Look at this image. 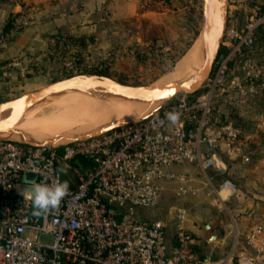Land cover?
<instances>
[{
	"label": "built area",
	"instance_id": "obj_1",
	"mask_svg": "<svg viewBox=\"0 0 264 264\" xmlns=\"http://www.w3.org/2000/svg\"><path fill=\"white\" fill-rule=\"evenodd\" d=\"M27 25L17 18L10 32L0 33L9 44ZM264 30V0L251 8L243 26L226 29L209 91L189 101L185 95L152 115L124 124L88 140L33 147L0 140V264H264V225L245 234L239 250L235 223L232 250L221 260L204 258L189 229V212L175 207L170 219L142 220L137 209L157 206L163 184L178 183L177 196H197L187 176L175 167L196 165L202 171L224 173L220 151L241 154L255 135L228 124L213 128L211 105L217 88L226 87L234 73L230 65L251 50ZM244 80L231 87L255 95L264 91V60L245 62ZM5 69L0 66V71ZM178 113L172 124L168 113ZM259 131L263 127L258 126ZM80 161L84 171L72 166ZM67 182V195L46 214L35 215L32 201L19 193L30 184ZM237 186L229 179L218 195ZM223 201V202H226Z\"/></svg>",
	"mask_w": 264,
	"mask_h": 264
},
{
	"label": "rangeland",
	"instance_id": "obj_2",
	"mask_svg": "<svg viewBox=\"0 0 264 264\" xmlns=\"http://www.w3.org/2000/svg\"><path fill=\"white\" fill-rule=\"evenodd\" d=\"M0 1L4 4L22 5L18 13L11 14V27L0 31L4 34L10 32L17 18H25V30L30 26L33 17L44 11V52L35 60L28 58L23 62L0 63L5 68L0 71V104L79 75L106 76L130 86H164L170 83L167 77L196 41L200 39L199 42L204 47V0H44L43 3H38V0ZM218 1H214V10L217 14L219 10L220 14L222 12L221 15L216 14L217 23L220 22V34L225 28L243 26L249 18L251 8L258 2ZM23 30L10 43L17 40ZM262 43L263 45L259 40L236 63L230 65L234 75L229 76L226 87L216 89L211 105L213 128L221 130V127L232 124L247 134L255 135L254 141L241 154L233 155L225 149L220 151L229 167V171L223 174L216 171L204 172L196 165L175 167L178 173L187 176V185L197 189V196L178 197V183L163 184L157 206L137 209V216L142 220L170 219L173 209L183 206L189 212V223L197 230L194 237L198 247L212 231L206 230V226L217 216L226 225L236 224L237 217L231 212L230 205L233 198L237 197L239 188L237 187V194L226 202L221 200L218 191L224 180L229 179L236 183V178L239 179L238 185L243 186L242 190L247 188L242 174L248 171L231 165L233 158L246 157L253 151L252 146L256 147V153L264 154V93L260 91L251 95L245 88L238 90L231 87V82L235 77L245 79L244 64L247 60L254 65L264 60V40ZM0 46L4 47L2 44ZM208 84L209 82L205 83L201 94L187 96V99L193 101L205 96L209 91ZM87 90L89 91L88 88H81L75 91L87 93ZM98 90L104 92L108 98L115 99L106 91L97 88L96 91ZM184 96L177 95L170 101L157 103L156 111L168 107L170 103L177 102ZM58 111L57 106L51 105L36 117L49 116ZM258 126L263 127V131L255 133L259 130ZM102 129L104 127L97 128V132ZM72 166L80 172L84 171L80 161L73 162ZM257 224L262 223H256L252 227ZM232 240L230 251L235 237Z\"/></svg>",
	"mask_w": 264,
	"mask_h": 264
},
{
	"label": "bare ground",
	"instance_id": "obj_3",
	"mask_svg": "<svg viewBox=\"0 0 264 264\" xmlns=\"http://www.w3.org/2000/svg\"><path fill=\"white\" fill-rule=\"evenodd\" d=\"M218 14L221 15L222 12L220 14L219 10ZM199 41L195 42L186 56L173 68L167 77L169 84H184L201 70L205 62V52ZM80 92L74 91L28 109L19 127L6 137L34 143L63 144L69 139L90 136L96 133L99 127L105 129V126L110 127L129 120L144 118L156 111L158 107L157 103H144L118 96L109 91L106 92L115 99L108 98L104 92L96 91V89L87 90V93ZM51 105L57 106L59 111L49 116L36 117L38 113ZM230 193V191L221 192V200L226 201Z\"/></svg>",
	"mask_w": 264,
	"mask_h": 264
},
{
	"label": "water",
	"instance_id": "obj_4",
	"mask_svg": "<svg viewBox=\"0 0 264 264\" xmlns=\"http://www.w3.org/2000/svg\"><path fill=\"white\" fill-rule=\"evenodd\" d=\"M214 1L215 0H204L205 22L202 36L204 41L203 52H205V62L201 70L188 82L184 84L171 83L164 87L155 88L154 86H130L117 82L109 77L95 74L75 76L51 84L50 86L42 90L30 92L14 100L6 101L0 104V122H3V128L0 129V140L12 141L33 147H43L51 145L49 143H34L25 140L11 139L7 138L6 135L15 131L17 127H19L28 109L42 103L44 104L50 102L59 96L68 94L81 88H88L89 90L97 88L104 89L118 96H122L132 100H138L144 103H163L170 101L177 95L181 94L186 96L195 95L204 88L205 83L210 79L212 75L216 60L220 53L221 41L226 31V28L221 34L220 31H218L217 17L214 10ZM132 121L135 120H129L118 125L110 126L87 137H77L69 139L67 140V142L88 140L112 131ZM25 178L34 181L36 180V175L29 173L26 174ZM20 189L18 190L19 193Z\"/></svg>",
	"mask_w": 264,
	"mask_h": 264
},
{
	"label": "crops",
	"instance_id": "obj_5",
	"mask_svg": "<svg viewBox=\"0 0 264 264\" xmlns=\"http://www.w3.org/2000/svg\"><path fill=\"white\" fill-rule=\"evenodd\" d=\"M39 2L43 3L44 0H38ZM21 9V4L13 3L11 5L9 3L4 4L0 1V31L7 30L11 14H16ZM43 12H38L33 17L30 26L23 30L24 32H22L17 40L10 43L8 47L0 46V63L6 62L9 64L12 61L23 62V60L28 58H34L32 60L39 58L38 56L44 52ZM262 131L256 130L255 133ZM252 148H254V151L256 147L252 146ZM253 151L242 159L233 158L231 162V165L234 167L248 171V174H242L247 182L246 189L242 190L243 186L238 185L239 179H235L237 187L239 188L238 195L233 198L230 205L231 212L237 217L236 228L239 237V250L246 248L244 236L250 227L256 223H264V154L259 155ZM233 155L236 154L234 153ZM226 168L227 170L225 172H228L229 167L227 164ZM227 228L228 225L219 216L210 221L206 226V230L212 229L210 235L207 236L200 247H198V243L196 242V248L200 255L210 260H221L226 257L230 251L229 246L233 241L232 238L235 237ZM189 229L193 234L197 233V230L190 223Z\"/></svg>",
	"mask_w": 264,
	"mask_h": 264
},
{
	"label": "clouds",
	"instance_id": "obj_6",
	"mask_svg": "<svg viewBox=\"0 0 264 264\" xmlns=\"http://www.w3.org/2000/svg\"><path fill=\"white\" fill-rule=\"evenodd\" d=\"M167 119L174 125L179 120V114L175 112L168 113ZM68 188L69 186L66 181L60 182L56 180L51 184L33 181L20 189V194L32 201L35 215H42L60 205L61 200L68 193Z\"/></svg>",
	"mask_w": 264,
	"mask_h": 264
},
{
	"label": "trees",
	"instance_id": "obj_7",
	"mask_svg": "<svg viewBox=\"0 0 264 264\" xmlns=\"http://www.w3.org/2000/svg\"><path fill=\"white\" fill-rule=\"evenodd\" d=\"M10 21H9V23H8V25H7V30L11 27V25H10ZM264 36V30H261L259 33H258V36H257V42H259V40H260V43H261V45H263V43H262V40H264V39H262V37ZM256 42V43H257ZM224 52V49H222L221 51H220V54H222ZM202 92L201 91H199L198 93H196L195 95H193L194 97L195 96H198L199 94H201ZM261 93H264V91L263 92H261ZM262 95H264V94H262ZM192 97V96H191ZM212 120V119H211Z\"/></svg>",
	"mask_w": 264,
	"mask_h": 264
},
{
	"label": "snow or ice",
	"instance_id": "obj_8",
	"mask_svg": "<svg viewBox=\"0 0 264 264\" xmlns=\"http://www.w3.org/2000/svg\"><path fill=\"white\" fill-rule=\"evenodd\" d=\"M3 128V122H0V129Z\"/></svg>",
	"mask_w": 264,
	"mask_h": 264
}]
</instances>
